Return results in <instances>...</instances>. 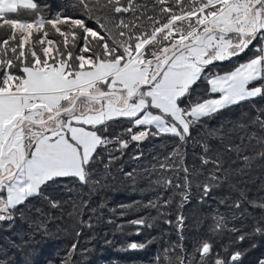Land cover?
Listing matches in <instances>:
<instances>
[{
	"label": "snow or ice",
	"instance_id": "1",
	"mask_svg": "<svg viewBox=\"0 0 264 264\" xmlns=\"http://www.w3.org/2000/svg\"><path fill=\"white\" fill-rule=\"evenodd\" d=\"M77 3L95 28L85 19L46 15L47 5L40 0H0V30L7 33L0 39V221L13 220L18 206L43 197L59 178L99 184L92 179L98 149L118 144L122 150L149 135L184 141L203 118L264 98V0ZM25 14L32 18L21 19ZM246 53L251 55L232 70L213 71L218 63ZM201 82L208 86L204 95L194 87ZM120 119L130 124L128 139H110L105 135L110 122ZM253 123L264 128V109ZM201 162L213 169L203 185L207 195L224 170L219 158L205 156ZM183 171L187 187V167ZM164 183L171 186L172 181ZM187 200L183 194L182 204ZM184 220L177 216L181 241ZM223 221L214 218L211 231H221ZM131 223L143 225L144 220ZM256 231H264V222ZM177 248L175 264H240L242 255L225 249L221 256L213 243L202 240L191 253L183 243L170 247L165 264H173L167 252Z\"/></svg>",
	"mask_w": 264,
	"mask_h": 264
},
{
	"label": "trees",
	"instance_id": "2",
	"mask_svg": "<svg viewBox=\"0 0 264 264\" xmlns=\"http://www.w3.org/2000/svg\"><path fill=\"white\" fill-rule=\"evenodd\" d=\"M40 2L47 5L46 15L81 18L96 27L77 0ZM31 18L27 14L21 17ZM249 55L218 63L213 71H230ZM194 87L204 95L208 86L201 82ZM261 109L264 98L260 97L232 105L193 124L191 136L184 141L171 135H149L139 142L130 141L122 150L118 144L98 149L92 179L99 180V184L59 178L44 189L43 197L18 206L13 220L0 221V261L165 264L170 247L183 243L191 253L200 241L208 240L221 256L225 249L229 253L239 251L240 264H259L264 259V231H256L264 222V208L259 206L264 203V157L259 155L264 152V128L253 119ZM129 126L126 119L110 122L105 135L128 139L125 129ZM230 138L233 141L228 142ZM205 156L219 158L224 170L217 173L221 181L207 195L203 185L209 183L207 177L213 169L211 164H202L201 157ZM244 156L249 160L245 161ZM184 167L188 169L187 187ZM166 179L172 181L171 186L164 183ZM183 194L188 200L182 204ZM49 201L58 206L53 207ZM237 202L238 208L234 206ZM178 215L185 217L183 241L176 227ZM216 217L224 218L219 232L210 229ZM139 219L144 220L143 225L131 223ZM241 235L243 241L238 239ZM131 243L145 246L131 249ZM178 252V248L176 253L167 252L173 264Z\"/></svg>",
	"mask_w": 264,
	"mask_h": 264
},
{
	"label": "rangeland",
	"instance_id": "3",
	"mask_svg": "<svg viewBox=\"0 0 264 264\" xmlns=\"http://www.w3.org/2000/svg\"><path fill=\"white\" fill-rule=\"evenodd\" d=\"M7 38V33L5 30H0V39ZM231 107V106H230ZM233 141L232 138L228 139V142Z\"/></svg>",
	"mask_w": 264,
	"mask_h": 264
}]
</instances>
